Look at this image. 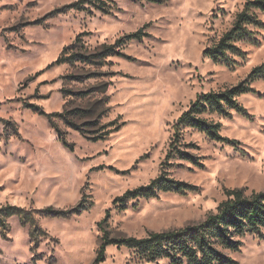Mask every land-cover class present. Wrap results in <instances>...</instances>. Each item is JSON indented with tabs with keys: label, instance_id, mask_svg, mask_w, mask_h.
I'll return each mask as SVG.
<instances>
[{
	"label": "rangeland",
	"instance_id": "1",
	"mask_svg": "<svg viewBox=\"0 0 264 264\" xmlns=\"http://www.w3.org/2000/svg\"><path fill=\"white\" fill-rule=\"evenodd\" d=\"M80 1L0 0V210L86 208L68 218L36 214L40 235L32 238L29 226L4 219L0 264H93L103 241L195 226L216 213L227 191H264V68L237 97L242 112L202 116L236 145L184 127L172 139L197 97L227 90L264 64V15L257 13L263 28L223 63L203 51L231 28L246 0ZM136 32L138 40L125 39ZM114 44L121 55L98 57ZM71 45L65 55L84 62L55 64ZM74 109L90 110L73 121L84 135L55 120L70 151L44 115ZM160 176L185 191L113 203ZM242 242L230 255L237 264H264V233ZM104 259L170 264L116 245Z\"/></svg>",
	"mask_w": 264,
	"mask_h": 264
},
{
	"label": "trees",
	"instance_id": "2",
	"mask_svg": "<svg viewBox=\"0 0 264 264\" xmlns=\"http://www.w3.org/2000/svg\"><path fill=\"white\" fill-rule=\"evenodd\" d=\"M81 0L78 4L86 2L102 3L101 0ZM160 3L161 0H150ZM77 4V5H78ZM103 6V4H102ZM102 6H98L100 11H106ZM257 13L264 15V0H246L242 10L235 16L231 28L226 31L217 42L203 51V56L210 58L214 62L217 60L228 63L230 56H238L240 50L236 46L238 42L244 40L251 41L252 30L263 28L262 21ZM140 32L130 34L125 37L126 40H138ZM119 43V42H117ZM75 45L64 49V56L57 59L55 64L72 63L75 59L83 61L79 54L65 55L69 49ZM116 44L104 46L98 53L103 58L121 55L114 48ZM264 64L251 71L248 77L237 85L221 92H209L200 95L190 104L188 110L184 112L175 125L172 139L176 142V137L181 133H176L179 127L190 128L214 142H224L226 144L236 145L228 139L220 136L219 122H213L202 116H227L228 110L238 107L237 97L249 91V84L263 76ZM90 110L74 109L64 110L60 113L44 115L50 127L58 135L59 141L70 151L73 145L66 141L64 134L59 130L55 120L60 119L68 128L84 135L85 128L73 121L85 119ZM94 125L95 123H90ZM101 131V129H100ZM99 138H92L96 142ZM172 143V141H171ZM174 149L175 145L172 144ZM182 157L187 156L185 152H178ZM193 162L192 160H189ZM185 185L166 179L160 176L151 181L148 186H142L137 189L127 191L123 196L116 198L113 203H124L137 198L149 200L155 196V191L164 193L185 191ZM82 204L68 209V211H55L51 208L42 210L26 211L15 206H7L0 210V225H4V219L15 217L23 227L29 226V236H39V229L36 225V214H43L45 217H63L68 218L73 214L81 213L86 208ZM264 233V191L245 196L243 190H233L226 192V200L220 203L216 213L209 215L203 222L195 226H188L179 230H172L160 233H150L147 238L136 239H118L103 241L97 251L93 264L104 262L105 248L109 245H116L133 250L135 255L148 262L156 260H168L170 264H237L230 256L232 253H238L242 247V240L246 236H256L263 238Z\"/></svg>",
	"mask_w": 264,
	"mask_h": 264
}]
</instances>
